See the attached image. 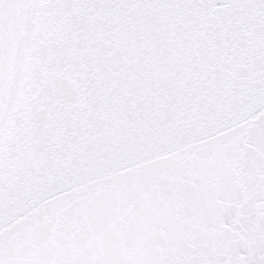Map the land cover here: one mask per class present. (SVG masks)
I'll list each match as a JSON object with an SVG mask.
<instances>
[{"label": "snow or ice", "instance_id": "1", "mask_svg": "<svg viewBox=\"0 0 264 264\" xmlns=\"http://www.w3.org/2000/svg\"><path fill=\"white\" fill-rule=\"evenodd\" d=\"M0 264H264V0H0Z\"/></svg>", "mask_w": 264, "mask_h": 264}]
</instances>
